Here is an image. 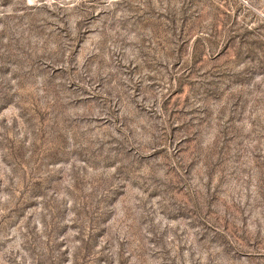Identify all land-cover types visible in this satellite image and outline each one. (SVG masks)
I'll return each mask as SVG.
<instances>
[{
    "label": "rangeland",
    "instance_id": "1",
    "mask_svg": "<svg viewBox=\"0 0 264 264\" xmlns=\"http://www.w3.org/2000/svg\"><path fill=\"white\" fill-rule=\"evenodd\" d=\"M0 264H264V0H0Z\"/></svg>",
    "mask_w": 264,
    "mask_h": 264
}]
</instances>
